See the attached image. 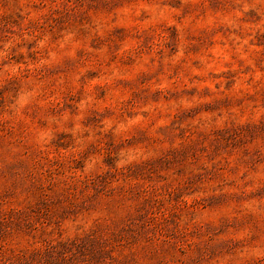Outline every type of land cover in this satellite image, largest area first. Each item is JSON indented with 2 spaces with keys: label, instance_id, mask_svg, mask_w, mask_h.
<instances>
[{
  "label": "rangeland",
  "instance_id": "obj_1",
  "mask_svg": "<svg viewBox=\"0 0 264 264\" xmlns=\"http://www.w3.org/2000/svg\"><path fill=\"white\" fill-rule=\"evenodd\" d=\"M0 264H264V0H0Z\"/></svg>",
  "mask_w": 264,
  "mask_h": 264
}]
</instances>
